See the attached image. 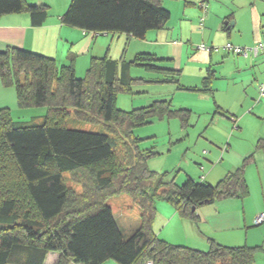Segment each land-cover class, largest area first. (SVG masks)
I'll list each match as a JSON object with an SVG mask.
<instances>
[{
    "label": "trees",
    "instance_id": "trees-1",
    "mask_svg": "<svg viewBox=\"0 0 264 264\" xmlns=\"http://www.w3.org/2000/svg\"><path fill=\"white\" fill-rule=\"evenodd\" d=\"M17 13L27 14L36 27L48 17L49 7L0 0V16ZM169 16L162 0H71L61 22L93 36L142 38L163 27ZM156 63L146 54L129 62L92 58L80 79L72 63L58 67L51 58L17 48L0 52V81L15 89L18 109L46 108L40 122L14 121L9 110L0 109V193L7 194L0 198V264H44L47 253L58 254L53 264H253V248L210 242L202 252L169 244L152 231L158 201L170 204L178 216L196 221L192 208L242 199L248 193L243 167L215 185L189 178L178 185L149 169L152 152L140 149L134 129L148 124L153 115L176 117L187 125L191 112L173 109L168 100L124 112L116 108L115 96L130 91L135 81L177 83L179 71ZM131 67L143 68L152 78H131ZM210 77L211 73L197 91L210 90ZM62 109H72L79 122L103 123L107 129L92 132L61 125L52 112ZM118 143L122 152L114 158ZM257 148L264 151V142L259 141ZM78 172H86L85 181L80 180L82 193L64 180V174L75 178ZM19 194L31 209L21 216ZM122 194L141 211L139 226L128 237L107 204ZM45 223L50 225L45 228Z\"/></svg>",
    "mask_w": 264,
    "mask_h": 264
},
{
    "label": "crops",
    "instance_id": "crops-1",
    "mask_svg": "<svg viewBox=\"0 0 264 264\" xmlns=\"http://www.w3.org/2000/svg\"><path fill=\"white\" fill-rule=\"evenodd\" d=\"M25 1L27 4L46 3V0ZM198 1H183L177 24L168 22L172 17V9L162 4L169 11V19L163 27L147 31L142 38L125 34L102 35L110 39L105 56L114 61L123 59L129 62L137 55H151L161 68L179 71L177 83L165 85L210 96L213 99L214 114L216 112L226 117L227 130L233 128L222 167L209 169L207 177L208 181L218 182L228 172L243 167L247 196L200 205L195 209L196 221L182 218L174 209L172 211L162 206L170 216L161 230L155 231L157 229L152 225L156 237L172 245L202 252L209 249L210 242L231 248H253V264H262L264 222L256 224L255 218L264 213V151L257 148L259 141L264 142V97L260 98L258 92V86L264 85V53L256 58L244 59L233 57L222 50L217 53L206 52L197 47L202 44L215 48L229 43L248 48L263 41L264 0H206L207 13L202 29L198 26L199 15H202L197 10ZM64 3L58 9L50 5L48 17L41 26H32L25 13L0 16V52L17 48L51 58L58 67L72 63L75 76L80 78V66L88 69L90 65L86 58L80 64V56L86 57L92 52L98 36L63 25L61 17L67 9ZM111 44L116 50L112 55ZM209 73L210 90L197 91ZM17 108L15 89L5 87L0 81V109H7L12 114ZM26 111L29 110H23L24 114ZM42 117H31V120L40 122ZM234 143L236 152L230 157ZM205 180L206 174L201 181L206 183ZM120 199L125 200L121 197L118 201ZM109 207L112 211L111 205ZM140 215L141 211L139 219ZM138 226L139 223L133 224L125 237L131 235ZM168 227L171 229L162 235ZM173 234L175 239H170ZM57 257L56 253H47L44 264H53Z\"/></svg>",
    "mask_w": 264,
    "mask_h": 264
},
{
    "label": "rangeland",
    "instance_id": "rangeland-1",
    "mask_svg": "<svg viewBox=\"0 0 264 264\" xmlns=\"http://www.w3.org/2000/svg\"><path fill=\"white\" fill-rule=\"evenodd\" d=\"M183 1L184 0H162V4L165 5V7H171L172 9V17L168 21L171 24H177L179 22L177 16L181 13L180 5H183ZM62 2L64 3V0H46V3L42 4L48 7L52 5L54 9H58L60 4L62 7ZM70 2L71 0H65L64 7L68 9ZM201 2L202 0L197 2V7ZM28 4L38 5L37 3ZM197 10H199V7ZM200 17L199 15V18ZM109 40L110 39H106V37L102 35L98 36L95 39L96 44L92 52H89L90 54H87L86 57L80 56V64L83 62L84 58H86L89 64L91 56L97 59L105 57L106 50L110 45ZM215 48L220 47L217 46ZM115 51L114 45L111 44V55L116 53ZM86 71L87 67L80 66V79L85 76ZM129 75L133 79H146L151 76L141 67H132ZM175 87L176 86L173 85L135 81L130 91L116 93L115 106L121 111L130 112L134 109L148 107L156 101L168 100L171 102L173 109L190 110L192 113H190L187 125H182L180 120L176 117L168 118L167 116L162 117L153 115L148 124L136 127L133 133L134 136L140 140V149L145 152H152V155L147 160V166L150 170L158 175H163L166 180L174 179L178 185H181L186 177H191L199 182L203 175L206 174V183L215 185L217 180H209V182L207 174L209 169L213 170L215 168H220V166L222 167L221 164L227 154L226 150L227 144L229 143V135L230 132L233 131V128L231 127L227 130L228 120L225 119L226 117L216 112L214 114L213 99H211L210 96H203V94L193 90H178ZM52 91L56 92L55 87H52ZM18 110L13 111L11 114L14 121H30L31 117H41L46 114V108L44 107L27 109L29 111H26L25 114L23 110ZM52 114H54L53 118L55 121L59 120L61 125L83 131L98 132L106 130L108 126L103 123L85 124L81 122V120L79 122L76 120L72 109L57 110L53 111ZM223 120H226L227 123ZM229 149L230 148H228V151ZM121 152V145L118 143L114 149V158L119 156L118 154ZM235 152L236 143H234L232 153L229 154L230 157H233ZM226 159H229V157L226 156ZM85 174L86 172H78L75 178L69 174H65L64 180L66 185L74 189L75 192L82 193L80 180L82 182L85 181ZM19 192L22 191L19 189ZM0 194V198L2 199L7 196L3 191ZM121 197L125 198V200L120 199L118 201V198ZM18 198L17 213L21 216L24 210H30L31 212L25 197L19 194ZM108 204L112 207L113 217L121 233L124 236L127 235L132 225H137L139 223L140 210L138 206L125 194L108 199ZM162 206H166L173 211V207L170 204L163 201L156 202V214L152 222V225L154 224V229H157L155 231L161 230L165 225L166 219H169L170 216V213L163 209ZM32 216H34V214H32ZM47 225H50V223H45L44 227L46 228ZM170 229L171 227L165 229L162 235H165ZM170 239H175V235L173 234ZM104 264L114 263L110 261ZM262 264H264V262Z\"/></svg>",
    "mask_w": 264,
    "mask_h": 264
},
{
    "label": "built area",
    "instance_id": "built-area-1",
    "mask_svg": "<svg viewBox=\"0 0 264 264\" xmlns=\"http://www.w3.org/2000/svg\"><path fill=\"white\" fill-rule=\"evenodd\" d=\"M199 10L201 11L202 15L199 18V22H198V26L199 29L203 28V22H204V18L206 16L207 13V3L206 0H202V2L199 4ZM199 50L202 51H206V52H215L217 53L218 51H225L227 54L233 56V57H241L244 59H248V58H256L258 57L260 54L264 53V40L260 41L258 43H256L255 45L245 48V47H236L233 46L229 43L225 44L224 46L220 47V48H208L204 45H199L197 47ZM264 78V77H263ZM258 92H259V97L263 98L264 97V85L260 84L258 86ZM264 222V214H259L256 218H255V223L256 224H261ZM144 264H151L150 262H146Z\"/></svg>",
    "mask_w": 264,
    "mask_h": 264
},
{
    "label": "water",
    "instance_id": "water-1",
    "mask_svg": "<svg viewBox=\"0 0 264 264\" xmlns=\"http://www.w3.org/2000/svg\"><path fill=\"white\" fill-rule=\"evenodd\" d=\"M231 26L233 25V23L230 24ZM192 211H195V208H192Z\"/></svg>",
    "mask_w": 264,
    "mask_h": 264
}]
</instances>
